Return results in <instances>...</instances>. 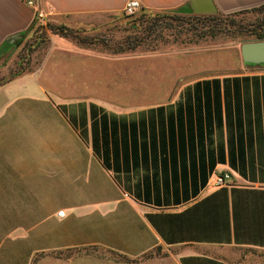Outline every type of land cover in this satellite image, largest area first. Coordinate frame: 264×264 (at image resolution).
Instances as JSON below:
<instances>
[{"label": "crops", "instance_id": "0c3cea01", "mask_svg": "<svg viewBox=\"0 0 264 264\" xmlns=\"http://www.w3.org/2000/svg\"><path fill=\"white\" fill-rule=\"evenodd\" d=\"M127 1L40 0L39 9L69 28L94 27ZM137 1L192 9L190 0ZM210 1L217 14L264 5ZM34 22L23 0H0V64ZM133 56L179 54L120 57ZM105 58L54 49L0 83V264H232L227 247L264 250V65L239 58L218 74L168 66L147 96L50 85L66 84L60 61L79 74ZM125 72L118 84H139L147 68ZM216 174L229 184L211 187ZM158 246L167 255L145 256Z\"/></svg>", "mask_w": 264, "mask_h": 264}, {"label": "rangeland", "instance_id": "374dc122", "mask_svg": "<svg viewBox=\"0 0 264 264\" xmlns=\"http://www.w3.org/2000/svg\"><path fill=\"white\" fill-rule=\"evenodd\" d=\"M260 25H264V5L221 15L195 13L190 8L141 9L130 14L122 10L110 15L100 25L77 28H69L44 17L36 20L25 35L14 42L0 64V83L38 68L51 50L70 52L84 48L111 59H92L89 71L79 74H73L77 70L72 69L76 64L60 61L57 73L66 84H50L53 88L58 87L72 95L90 91L106 98L134 95L135 92V95L147 96L156 87V84H150L152 80H156L158 72L163 76V70L168 66L176 74L180 71L189 73L194 69L202 71V74L234 70L239 66V58L241 60L240 43L257 40L255 33L259 32ZM153 52L179 54V57H120ZM55 64L51 60L47 68ZM131 67L147 68V74H142L143 82L127 84L123 80L124 84H118L120 75L128 78L125 70ZM74 76H79L80 81L81 78L82 81L88 80L89 84H69ZM167 253L158 246L145 256H164ZM224 256L232 264H264L263 249L227 247Z\"/></svg>", "mask_w": 264, "mask_h": 264}, {"label": "water", "instance_id": "95a60500", "mask_svg": "<svg viewBox=\"0 0 264 264\" xmlns=\"http://www.w3.org/2000/svg\"><path fill=\"white\" fill-rule=\"evenodd\" d=\"M189 4L195 13L216 12L210 0H190ZM239 51L244 64L264 65V40L244 41L240 43Z\"/></svg>", "mask_w": 264, "mask_h": 264}, {"label": "built area", "instance_id": "2783aa9c", "mask_svg": "<svg viewBox=\"0 0 264 264\" xmlns=\"http://www.w3.org/2000/svg\"><path fill=\"white\" fill-rule=\"evenodd\" d=\"M24 4L34 10V18L36 20H42L45 16L39 9L40 0H23ZM140 4L137 0H128L124 6V11L126 13H134L140 10ZM230 176L228 174H216L212 177L210 181L211 187L225 186L229 184ZM63 211H59L58 215H62Z\"/></svg>", "mask_w": 264, "mask_h": 264}, {"label": "trees", "instance_id": "16d2710c", "mask_svg": "<svg viewBox=\"0 0 264 264\" xmlns=\"http://www.w3.org/2000/svg\"><path fill=\"white\" fill-rule=\"evenodd\" d=\"M143 9V8H142ZM141 10V9H140ZM216 15H221V14H217L216 13ZM64 27V26H63ZM65 29H66V27H64ZM259 32H256L255 33V36H256V39L257 40H264V25H260L259 26ZM132 49V48H131ZM119 52H121V51H119ZM114 53H118V52H114ZM9 80V79H8ZM6 81V80H5ZM2 82H4V81H2ZM127 261H130L128 258H125Z\"/></svg>", "mask_w": 264, "mask_h": 264}]
</instances>
